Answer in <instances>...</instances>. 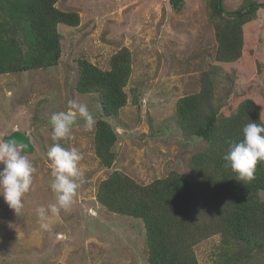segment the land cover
Returning a JSON list of instances; mask_svg holds the SVG:
<instances>
[{"label": "rangeland", "instance_id": "374dc122", "mask_svg": "<svg viewBox=\"0 0 264 264\" xmlns=\"http://www.w3.org/2000/svg\"><path fill=\"white\" fill-rule=\"evenodd\" d=\"M246 1L264 4V0H222L224 14L217 16L213 0H179L176 8L170 0H57L55 8L77 13L79 25H58L61 54L56 65L30 70H22L33 53L32 44L25 41L26 30L20 32L18 21L0 10V18L6 19L0 28V59L8 71L0 75V138L15 131L28 136L33 147L29 159L36 169L18 213L0 196V264H148L141 220L106 210L102 216L98 213L101 227L99 219H90L89 214L96 212L97 189L113 171L139 186L174 172L200 188L203 180L189 165L207 142L181 131L176 103L199 93L203 82L212 94L218 123L249 99L264 124V8L256 7L242 26L238 60L217 59L216 23L229 12L247 10ZM119 52L129 66L127 103L116 116L106 117L98 94L76 92L78 63L85 60L108 71ZM70 100L86 104L96 122L110 124L116 136L111 148L114 160L109 168L101 164L95 155L96 123L86 131L78 121L71 138L60 143L82 155L78 165L82 182L78 181L70 208L59 217L50 215V229L43 230L36 209L55 202L46 157L53 143L49 120L66 111ZM258 198L264 201V191ZM197 225L202 229L209 222ZM191 255L196 264H264V247L251 253L221 234L202 239ZM231 258L236 261L228 262Z\"/></svg>", "mask_w": 264, "mask_h": 264}, {"label": "trees", "instance_id": "16d2710c", "mask_svg": "<svg viewBox=\"0 0 264 264\" xmlns=\"http://www.w3.org/2000/svg\"><path fill=\"white\" fill-rule=\"evenodd\" d=\"M178 1L170 0L173 8L177 7ZM56 2L0 0L2 14L18 21L19 31L26 30L25 41L33 46V58H29L32 60L22 70L55 66L61 54L57 26L79 25L78 14L58 10ZM221 2L213 0L212 8L217 16L224 14ZM243 7L247 10L229 12L215 25L220 62L238 60L242 48L241 28L250 20L256 7L264 8V4L246 1ZM5 20L0 18V28ZM124 56L123 52L115 54L108 71H102L85 60L78 63L76 92L80 95L98 94L106 117L116 116L127 103L124 88L129 66ZM7 72L0 59V75ZM204 85L203 82L199 93L180 98L176 103L177 124L181 131L186 136L207 142V147L194 155L189 165L203 180L200 188L174 172L165 179L139 186L122 172L113 171L97 189L96 201L107 212L142 221L148 264H196L191 249L202 239L217 234L251 253L261 252L264 247V201L258 198L259 192L264 191V162H257L255 178L245 183L237 182L234 174L223 167L221 159L227 152L228 143L241 138L244 125L249 122L262 124L258 108L246 99L220 124L211 103L212 94ZM115 141L110 124L105 120L97 121L95 155L106 168L113 163L111 148ZM198 222H209L210 228L200 229ZM232 261L236 259L228 260Z\"/></svg>", "mask_w": 264, "mask_h": 264}, {"label": "clouds", "instance_id": "9594fccd", "mask_svg": "<svg viewBox=\"0 0 264 264\" xmlns=\"http://www.w3.org/2000/svg\"><path fill=\"white\" fill-rule=\"evenodd\" d=\"M78 121H83L86 131L92 130L96 123L88 106L73 100L68 101L66 111L54 113L49 120L53 143L46 157L51 162L53 179L50 188L55 202L36 209L38 223L43 230L50 229V215L59 217L62 210L70 208L80 186L78 181L82 182L83 173L78 167L82 155L77 149L65 148L60 143L71 138L72 128ZM30 148L28 142H22L13 136L8 139L0 138V164L3 165L0 168V196L15 213L23 207L22 197L30 191L36 171L29 159ZM221 159L224 161L223 167L234 174L237 182H251L255 178L257 162H264V124L249 122L244 125L241 138L228 143L227 152ZM105 210L106 208L101 211ZM95 214L89 215L94 217ZM58 236L64 240L62 234L58 233ZM65 238L69 239V236Z\"/></svg>", "mask_w": 264, "mask_h": 264}, {"label": "water", "instance_id": "95a60500", "mask_svg": "<svg viewBox=\"0 0 264 264\" xmlns=\"http://www.w3.org/2000/svg\"><path fill=\"white\" fill-rule=\"evenodd\" d=\"M11 136L17 138L18 140H20V141H22V142H25V143L28 142V144L31 146V148L29 149V153L31 154V153L33 152L32 143H31V141L26 137L25 134L20 133V132H18V131H15V132H13L11 135L5 137L4 139H8V138L11 137Z\"/></svg>", "mask_w": 264, "mask_h": 264}, {"label": "crops", "instance_id": "0c3cea01", "mask_svg": "<svg viewBox=\"0 0 264 264\" xmlns=\"http://www.w3.org/2000/svg\"><path fill=\"white\" fill-rule=\"evenodd\" d=\"M97 208H98V209H97ZM94 209H95V211H96V214H95L94 217H91L90 219H99V220H100V227H101V225H102V218H100V214H101V216H102V212H101V210L104 209V208H103V207H100L97 203H95ZM99 211H100V214H98ZM86 216H88V215H86ZM88 217H89V216H88ZM93 221H94V220H93ZM96 224H97V223H96ZM101 241H102V240H101Z\"/></svg>", "mask_w": 264, "mask_h": 264}]
</instances>
